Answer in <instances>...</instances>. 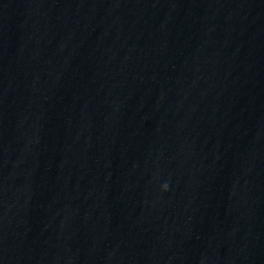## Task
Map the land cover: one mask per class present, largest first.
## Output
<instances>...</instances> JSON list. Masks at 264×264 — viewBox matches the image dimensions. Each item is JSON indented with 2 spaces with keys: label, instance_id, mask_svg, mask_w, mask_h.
Returning a JSON list of instances; mask_svg holds the SVG:
<instances>
[{
  "label": "water",
  "instance_id": "water-1",
  "mask_svg": "<svg viewBox=\"0 0 264 264\" xmlns=\"http://www.w3.org/2000/svg\"><path fill=\"white\" fill-rule=\"evenodd\" d=\"M0 264H264V0H0Z\"/></svg>",
  "mask_w": 264,
  "mask_h": 264
}]
</instances>
